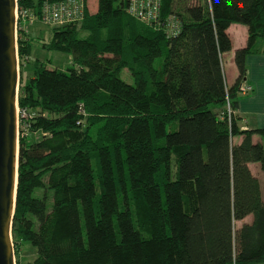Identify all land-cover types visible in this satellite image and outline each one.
<instances>
[{
    "label": "trees",
    "instance_id": "16d2710c",
    "mask_svg": "<svg viewBox=\"0 0 264 264\" xmlns=\"http://www.w3.org/2000/svg\"><path fill=\"white\" fill-rule=\"evenodd\" d=\"M39 2L16 5L38 15ZM96 2L42 44L70 57L64 71L31 61L17 30V106L28 118L18 123L14 248L34 249L27 264H264V199L248 168L264 174L252 141L264 129L240 132L224 115L246 57L264 51V0H161V20L180 24L173 37L129 17L126 0ZM231 24L247 41L228 87Z\"/></svg>",
    "mask_w": 264,
    "mask_h": 264
},
{
    "label": "water",
    "instance_id": "95a60500",
    "mask_svg": "<svg viewBox=\"0 0 264 264\" xmlns=\"http://www.w3.org/2000/svg\"><path fill=\"white\" fill-rule=\"evenodd\" d=\"M16 0H0V264H15L11 224L18 166Z\"/></svg>",
    "mask_w": 264,
    "mask_h": 264
},
{
    "label": "built area",
    "instance_id": "2783aa9c",
    "mask_svg": "<svg viewBox=\"0 0 264 264\" xmlns=\"http://www.w3.org/2000/svg\"><path fill=\"white\" fill-rule=\"evenodd\" d=\"M88 0H40L38 15L32 10L15 7V30H24V26L40 22L45 26L60 28L67 25L80 24L87 12ZM161 0H126V14L137 22L153 29H161L168 37L176 36L180 24L176 18L168 16L161 20ZM252 87L243 81L237 89V94H247ZM17 131L19 117L28 118L25 112H20L16 107ZM81 114L84 115L83 111ZM234 111L230 108L229 100L226 98L224 115L230 120Z\"/></svg>",
    "mask_w": 264,
    "mask_h": 264
},
{
    "label": "crops",
    "instance_id": "0c3cea01",
    "mask_svg": "<svg viewBox=\"0 0 264 264\" xmlns=\"http://www.w3.org/2000/svg\"><path fill=\"white\" fill-rule=\"evenodd\" d=\"M89 4L90 0L87 3V11H89ZM226 32L231 41V50L222 56V66L225 83L230 87L238 77V72L233 62L234 52L246 45L247 29L244 25L231 24ZM67 58L69 67L70 57L67 56ZM245 67L246 73L243 82L250 85L252 91L247 94H237L234 115L237 118L236 126L240 132L264 129V51L261 44H257L255 50L246 57ZM241 140L242 136H235L232 138V143L239 144ZM252 141L262 144L264 148V140L259 135H253ZM248 168L258 179L260 191L264 199V192L261 188V182L264 181L263 172L260 170L258 164H249ZM249 219L248 217L245 221H249Z\"/></svg>",
    "mask_w": 264,
    "mask_h": 264
},
{
    "label": "rangeland",
    "instance_id": "374dc122",
    "mask_svg": "<svg viewBox=\"0 0 264 264\" xmlns=\"http://www.w3.org/2000/svg\"><path fill=\"white\" fill-rule=\"evenodd\" d=\"M95 9H96V0H90V4H89L90 12L88 11V14H92L95 11ZM80 26L81 25L77 26V29H79ZM54 30H55L54 27L45 26L41 24L40 22H36L33 25L24 26L23 31L25 32L26 36L30 37V43H31L30 60L31 61L37 60L39 62H44L48 69H58V70L64 71L68 67L67 56L59 52L47 51L41 48L43 43L49 41L52 35V32ZM16 40H17V26H16ZM16 50H17V46H16ZM17 59H18V56H17ZM223 63H224V59H223ZM119 77L123 82L127 84L133 83L132 78L129 75L127 70L121 71ZM39 137H40L39 132H34L30 134L31 140H36ZM92 167L93 169H95L94 161H92ZM261 188H262V191L264 192V181L261 182ZM96 192L99 194V187L97 183H96ZM11 241H12V237H11ZM12 245H13V251H14V263L15 264H27L34 260L35 251L29 244H21L19 247L14 248V244L12 241Z\"/></svg>",
    "mask_w": 264,
    "mask_h": 264
}]
</instances>
